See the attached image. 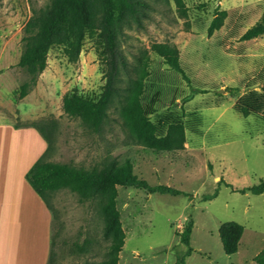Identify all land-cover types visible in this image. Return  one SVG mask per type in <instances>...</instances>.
<instances>
[{
    "label": "rangeland",
    "instance_id": "rangeland-1",
    "mask_svg": "<svg viewBox=\"0 0 264 264\" xmlns=\"http://www.w3.org/2000/svg\"><path fill=\"white\" fill-rule=\"evenodd\" d=\"M146 1L151 5L148 16L141 25L131 22L124 27L120 47L132 65L133 76L140 58H148L142 92L145 90L146 98L155 97L149 117L157 123L168 112L183 116L188 128L184 149L170 147L165 139L131 133L117 102L98 133L64 113L65 93L77 89L91 100L103 93L97 32L86 36L77 63L69 62L62 48L51 49L47 68L21 99L20 87L31 82L18 65L23 30L33 9L48 0H0V158L6 152L11 167L20 163L25 153L22 145L32 137L29 132H37L31 125L55 122L50 161L87 170L112 160L130 162L134 174L151 186L165 185L182 192L172 196L116 188L125 234L119 264H178L188 250L180 236L191 220L193 252L185 257V264H257L256 256L264 251V193L238 190L264 181V117H245L234 105L245 93L264 94V34L242 40L262 19L264 0ZM218 11H226L227 17L221 29L209 36L208 28ZM155 43L179 49L183 73L153 52ZM194 115L201 118V134L189 129ZM8 140L19 143L13 147ZM216 191L215 199L204 201ZM49 202L54 215L52 264L106 260L110 242L104 236L105 199L82 200L77 193L62 189L52 193ZM226 222L244 227L239 250L233 255L224 252L219 234Z\"/></svg>",
    "mask_w": 264,
    "mask_h": 264
},
{
    "label": "trees",
    "instance_id": "trees-1",
    "mask_svg": "<svg viewBox=\"0 0 264 264\" xmlns=\"http://www.w3.org/2000/svg\"><path fill=\"white\" fill-rule=\"evenodd\" d=\"M150 9L151 5L146 0H48L45 5L34 8L23 30V50L18 63L19 67L29 74L31 82H26L20 87V98H25L30 89L36 86L38 77L48 66L51 49L62 48L68 61L77 63L86 36L97 32L100 44L99 57L105 79L103 93L98 100L81 96L77 89L65 93L62 98L64 113L69 117L80 119L84 125L98 133L109 118L113 104L117 102L120 104L121 115L133 131L131 133H135L138 137L165 139L170 147L183 150L188 129L183 116L178 112H168L162 114L157 123L152 122L149 117V110H153L151 102L155 97L146 98L145 90L144 93L142 92L144 81L148 76L146 70L148 58L145 56L140 58V66L135 70L136 76H133L132 65L120 47V35L124 27L131 22L141 25ZM226 17V11H218L210 23L207 34L212 36L221 29ZM262 34H264V15L256 25L243 34L242 40H252ZM152 50L167 66L183 73L180 51L175 45L155 43ZM234 109L245 117L250 115L264 117V94L257 91L245 93L237 98ZM193 118L192 127L189 129L201 134V118L197 115ZM55 126V122L31 125L30 128L36 129L46 141L47 149L26 173V179L50 210H52L50 195L62 189L77 193L82 200L98 197L105 199L104 236L110 242V246L107 259L99 264H119L120 253L125 245V234L117 208L116 188L131 187L144 189L150 194L161 193L172 196L181 195L182 192L165 185L151 186L146 180L134 174L130 162L118 164L112 160L101 168L87 170L50 161V153L55 147L53 135ZM222 182L221 180L219 183ZM238 191L261 195L264 193V181L252 188ZM217 196L218 191L203 199L210 201ZM193 228L194 222L191 220L180 236V241L188 247V250L185 256L178 259V264H185V257L193 252L190 247ZM219 234L224 252L227 255L237 253L244 227L236 222H226L221 225ZM51 255L48 264L53 262V252ZM254 261L257 264H264V251L257 255Z\"/></svg>",
    "mask_w": 264,
    "mask_h": 264
},
{
    "label": "crops",
    "instance_id": "crops-1",
    "mask_svg": "<svg viewBox=\"0 0 264 264\" xmlns=\"http://www.w3.org/2000/svg\"><path fill=\"white\" fill-rule=\"evenodd\" d=\"M29 133L35 145L31 140L22 145L26 154L23 152L20 163L11 167L8 158L0 160V264H48L52 256L54 215L26 179L47 143L38 131Z\"/></svg>",
    "mask_w": 264,
    "mask_h": 264
},
{
    "label": "bare ground",
    "instance_id": "bare-ground-1",
    "mask_svg": "<svg viewBox=\"0 0 264 264\" xmlns=\"http://www.w3.org/2000/svg\"><path fill=\"white\" fill-rule=\"evenodd\" d=\"M8 133V132H7ZM12 133V132H11ZM3 135V134H2ZM7 136H8V134H7ZM1 138H2V136H1ZM11 139H13L14 140V134H12L11 135ZM13 140H11V144H13V145H15V142L14 143H12V141ZM5 141V140H4ZM16 141V140H15ZM0 142H2V141H0ZM6 142V141H5ZM5 142H3V143H5ZM8 142H9V140H8ZM7 144V143H6ZM5 145V144H4ZM12 145V146H13ZM2 146V145H1ZM14 147V146H13ZM2 148V147H1ZM9 148H12L11 147V145L9 146ZM8 149V148H7ZM14 149V148H13ZM20 150V149H19ZM4 151H6V149L4 150ZM18 151V150H17ZM7 152H8V150H7ZM11 153L13 154V151L10 149L9 150V155L11 156ZM3 154V153H2ZM2 154H1V156H2ZM20 154V153H19ZM15 155V154H14ZM4 157H7L8 158V156H7V154H6V152H4ZM14 156L12 155V158H13ZM18 158H19V155L17 156ZM10 158V157H9ZM0 159H2V158H0ZM12 160V159H11ZM23 165H24V163H23ZM6 172L8 173V171H7V169H6ZM6 172H5V174H6ZM10 172V171H9ZM9 174V173H8ZM10 188H11V186H10ZM12 189V188H11ZM6 190H3V192H5ZM16 207V206H15ZM10 217H12V216H10ZM12 223V222H11Z\"/></svg>",
    "mask_w": 264,
    "mask_h": 264
}]
</instances>
